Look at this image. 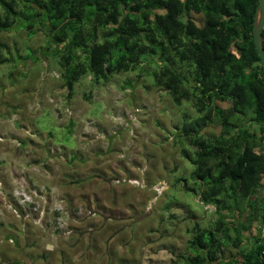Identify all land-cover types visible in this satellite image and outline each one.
I'll list each match as a JSON object with an SVG mask.
<instances>
[{"label":"trees","instance_id":"16d2710c","mask_svg":"<svg viewBox=\"0 0 264 264\" xmlns=\"http://www.w3.org/2000/svg\"><path fill=\"white\" fill-rule=\"evenodd\" d=\"M258 1L0 0V33L21 26L31 35L35 25L48 41L40 54L57 61L68 99L84 77L77 71L91 70L96 83L98 74L143 65L139 74L151 75L174 105L195 106L199 115L176 129L193 150L181 155L199 188L183 186L219 218L187 230L183 264H264V72L252 37ZM261 36L264 49V27ZM37 51L17 57L34 61ZM10 60L0 56V64ZM211 125L216 137L205 133Z\"/></svg>","mask_w":264,"mask_h":264},{"label":"rangeland","instance_id":"374dc122","mask_svg":"<svg viewBox=\"0 0 264 264\" xmlns=\"http://www.w3.org/2000/svg\"><path fill=\"white\" fill-rule=\"evenodd\" d=\"M191 16L197 25L202 23L201 15L192 13ZM19 29H22L21 26ZM8 33H0V44L5 46V48L0 49L9 53V56L5 58L11 59L13 50L16 54L21 55L22 48L27 47L28 52L38 50V59L25 61L23 59L19 60L16 56L20 63L14 69L7 71L6 75L2 67L6 62L0 64V109H3L5 113L8 109L16 111L20 119L28 123L31 101L36 99L37 102L43 105L45 97L50 94L57 101L69 100L70 120L77 117L78 114L84 116L81 120L84 124L81 123L83 132H75L79 137L85 140L96 139L97 134H99L97 130L92 136L88 133L92 128L97 129V127H93L97 125V122L107 123L111 126L110 132L112 134H126L123 124L113 122L107 118V110L100 113L98 117L91 115L90 109L94 110L98 92L85 82V76L75 84L73 94L68 99L67 91L60 80L57 61L53 58L42 57V54H40L44 46L40 43L41 37H37L31 44L25 45L17 36H9ZM42 37H44L43 34ZM33 65L36 67H31ZM52 73H56L59 79L52 76ZM139 75V72H137L134 76H124L125 84L129 85L131 89L124 95L130 99V103L115 104L112 99L107 101V106L111 109L113 115L119 114L131 125V114L137 118L139 125V127L132 126V135L127 137L130 141L127 164L133 170V173L127 174V176H138L137 178H139V169H142L144 170L143 183L147 186L146 179H151V182H153V184L150 183L147 186V189L150 186L152 188L157 181L164 180L166 184H170L172 187L178 185L179 190L191 192L194 196H198L193 191L186 190L183 186L186 184L198 191L199 183H195L190 177L193 170L191 163L184 158L190 163L191 167H189L184 163V160L179 158L182 156L181 150H187L190 154L193 153V150L178 135L176 129L177 126L181 125L185 116L189 117L188 120L193 119L192 113L182 111L178 115L179 110L172 103L170 97L160 95L164 91L153 87L152 76H145L144 73ZM10 83L18 85L16 91L19 93V98L12 91H6V89H9ZM112 83H118V81L112 79ZM85 94H88V99ZM112 95H115V93H112ZM158 101H163L164 106L161 107ZM216 104L222 108L228 107V103L217 102ZM165 110L168 112L169 118L167 120L160 115ZM86 112H88V115H84ZM24 126L25 124H21V127ZM85 128L87 130H84ZM149 132L152 134L149 135ZM205 133L211 137H216L219 133V127L211 125ZM2 135H5V133L2 126H0V136ZM7 135L14 136L12 132H8ZM104 135L106 136L107 133ZM41 147L53 155L60 153L61 157L67 158L63 150L66 147L63 144L57 145L51 140H46ZM66 149L74 150L77 148ZM17 152H19V149H17ZM35 162L33 160V163ZM45 167L51 168L48 165H45ZM12 174L17 179L21 176L27 179L28 176V173L17 172L16 170H13ZM120 176L113 175L111 179H119ZM91 178L92 176L89 177V179ZM0 182L3 183L6 190L10 189L11 185L2 167H0ZM29 185L35 187L31 181H29ZM60 185L62 186L60 194L52 193L47 186L44 193H41L38 188L36 189L38 195H44L45 201L43 206L44 219L41 223L46 229L54 228L57 233L71 230L74 236L78 235L80 237L81 241L87 239L90 246L97 253L101 251V241L105 238L112 241L108 244L106 253L109 257L107 264H183V256L188 253L187 240L190 238L187 230L195 222L204 227L200 223V218L189 211L186 203L178 197H172L170 194H161V199L155 200L146 208L147 202L155 197V194L149 190H133L128 185H119L118 188L110 190L99 189L98 194L95 195L94 189L97 186L83 187L84 180L79 186H76L78 183L72 185V183L65 180H62ZM7 195L9 202L17 208L21 217L27 216L34 220L39 215L40 209L37 205L21 206L12 197L10 191L7 192ZM164 195H169L167 201L163 199ZM61 196H65L66 200ZM61 210L66 213L68 220L66 229L57 226ZM189 222L191 223L190 227ZM6 223L11 224L10 221L0 218V231L4 233L8 231L5 227ZM24 224L25 244L39 249L37 252L26 253L27 259L33 264H37V262L57 264L52 253L47 252L39 243L43 234L30 231L28 220H25ZM182 225L183 227H181ZM11 226L15 227L14 224H11ZM253 230L258 232L259 224H256ZM137 249H139V255L136 254ZM70 255L71 253H66L64 249H61V256L64 257L62 264H73V261L69 259ZM0 259H3L5 264H13V261L2 251H0Z\"/></svg>","mask_w":264,"mask_h":264},{"label":"clouds","instance_id":"9594fccd","mask_svg":"<svg viewBox=\"0 0 264 264\" xmlns=\"http://www.w3.org/2000/svg\"><path fill=\"white\" fill-rule=\"evenodd\" d=\"M45 20L47 18H44ZM19 33V35H17ZM9 36H17L18 39L22 40V43L27 45L31 44L33 40L37 37H41L40 43L42 45H47V38L42 37V34L36 32L35 25L29 35V31L26 29H12L8 33ZM67 43V41H65ZM21 55H28V48L24 47L21 50ZM0 56L8 57L9 53L3 49H0ZM17 54L13 50L11 53V61L6 62L2 65L5 75L7 71L12 70L20 63L16 58ZM83 61V57L81 58ZM107 66V65H105ZM35 68L36 66H31ZM143 68V65L137 68L130 69L128 71H121V73H105L103 75H97V82L93 83L90 79L91 70L85 68L84 73L77 71V79L82 75L85 76V82L98 92L96 101L94 104V110H91V115L98 117L100 113H104L107 110V118L111 119L113 122L123 124L126 129L127 137L132 135V126L139 127L137 123V118L130 114L131 125L123 119L119 114L113 115L111 109L107 106V101L112 99L115 104L130 103V99L125 97V93L129 92L131 89L129 85L125 84L124 76H134L138 71ZM52 76L59 79L56 73H52ZM112 79L118 81V83H112ZM108 80V83H105ZM18 85H13L10 83L9 89L6 91H12L14 95L19 98V93L16 91ZM189 87V86H185ZM115 93V95H112ZM160 95L167 97V92H162ZM119 97V98H117ZM83 99V98H81ZM161 107L164 106L163 101H158ZM69 100L65 99L62 101H57L52 98L49 94L45 97V103L42 105L33 99L29 104L30 115L29 122L21 120L17 115L16 111L8 109L7 113L3 109H0V126L3 128L5 135L0 136V167L3 168L4 172L7 174V179L11 185L10 189H5L2 182H0V218L10 221L11 224L6 223L5 227L8 229L7 233L0 231V251L4 252L13 264H33V262L27 259L25 255L28 252H37L39 249L26 245L24 242L25 234V224L24 221L28 220L32 232H39L43 235L39 243L42 247L49 253H52L53 258L57 261V264H62L64 257L61 256V249H64L66 253H71L69 259L73 261V264H107L109 257L106 255L108 244L112 241L105 238V240L100 242L101 251L97 253L94 248L90 246L87 239L81 241L78 235L74 236L71 230H65L63 232L57 233L55 229H46L41 221L44 219V195L37 194V188L41 193H44L45 187L54 194L61 193V185L57 182L62 171L70 170L74 166L80 167L82 169L94 168L96 166L97 158L103 160L105 163H110L116 159H125L128 152L129 140L125 139L124 143L121 144V151L117 153H112L109 151V147L115 141L110 140L107 136L103 134H97L94 140H85L79 137L73 129L80 123L84 118L83 115H77V117L70 120L71 113L69 112ZM179 112L190 111L192 113V118H196L199 113H196L195 106L190 100L184 101L176 106ZM88 115V112L84 113ZM160 115L167 120L168 112L167 110L160 113ZM21 124H25L21 127ZM64 130V131H61ZM84 130H87L86 128ZM12 132L14 136H8L7 133ZM50 134V135H49ZM152 133L149 132V135ZM116 140L120 137L116 136ZM43 137V138H42ZM171 139V137H169ZM46 140H51L53 143L59 145L63 144L66 148H81L87 149L91 144L97 143V141L102 142L104 148L103 153L90 154L85 159H76L71 154L64 157L50 156L49 153L41 147ZM19 149V152H17ZM259 154V153H257ZM184 160V163L191 167L190 163L184 159V157H179ZM33 160L36 162L33 163ZM127 162V161H126ZM48 165L51 167L49 171ZM13 170L17 172L28 173L27 179L21 176L19 179L13 176ZM29 181L32 182L31 187ZM161 186L152 188L149 190L142 180V171L140 177H129L125 173H121L119 179H114L111 182L112 185H128L133 190H149L158 194H170L172 197H178L184 203L188 205L189 211L193 212L200 218V223L204 227H211L216 220L219 218V214L215 211L214 207H210L201 201L198 196H194L191 192H185L179 190V186H170V184H165L162 181H158ZM10 191L12 197L15 201L21 205L26 206L28 204H35L40 209L39 215L36 219L32 220L27 216L21 217L20 212L12 203L9 202L7 192ZM169 195H164L163 199L167 201ZM161 199V196L157 195L147 202L145 207L153 203L155 200ZM59 207V206H57ZM250 210L245 209V217L248 215ZM230 219V217H227ZM68 220L66 218V213L61 210V215L58 218L57 226L66 229V224ZM191 223L189 222V227ZM183 227V225L181 226ZM233 238L235 236L233 235ZM243 239V237H241ZM19 244V246H18ZM251 245V241H248V246ZM242 248H246L242 245ZM136 254L139 255V249L136 250ZM152 255V254H149ZM166 259L167 257H161ZM0 264H5L3 259H0ZM41 264V262H37ZM243 264V261H241Z\"/></svg>","mask_w":264,"mask_h":264},{"label":"crops","instance_id":"0c3cea01","mask_svg":"<svg viewBox=\"0 0 264 264\" xmlns=\"http://www.w3.org/2000/svg\"><path fill=\"white\" fill-rule=\"evenodd\" d=\"M81 123L83 124V122L80 121V123L78 125H76V127L73 129L74 132H76V131L78 133L83 132L82 126L84 124L82 125ZM80 127H81V129H80ZM93 127H97V129L96 128L90 129L91 131H90V133H88L90 136L94 135L98 131L99 134H103V135L107 133L106 136L110 140L115 141L109 147V151L112 153L120 152L122 150L121 144L124 143L125 139L128 140L126 134H122V133L121 134L116 133V136L120 137L119 140H116L115 136H113L112 133L110 132L112 127L109 126L107 123H102V122L98 123L97 122V125L93 126ZM63 150H64L65 156H68L69 154H71L74 158L80 159V160L87 158L90 154L103 153L104 152L102 142H99V141H97V143L89 145L86 150L81 149V148H77L74 150H68L66 148H63ZM59 154L53 155V154L49 153L50 156L61 157ZM151 157H153V156H151ZM127 163H128L127 156L123 160L116 159V160L111 161L110 163H105L103 160L97 158L96 166L94 168L82 169L80 167L74 166L70 170L62 171L57 182L60 184L62 182V180H65L66 182L72 183V185H76L78 183V185H76V186H79V184L81 185L82 181L84 180L83 187H87V186L95 187V186H97L94 189V194L97 195L99 189H109L110 190V189H114V188L119 187V185H112L111 187H108L109 185H111V182L113 180V179H111V177L113 175L119 176V175H121L122 172L125 174H128V175L133 173V170H131V167ZM143 168H145V167H143ZM49 171H51V168H49ZM141 171H142V176H143L144 170L139 169L140 173H141ZM91 176H92V178L89 179V177H91ZM136 177H138V176H136ZM147 180L148 179H146V181H145L147 186H149L150 183L153 184V182H151V179H149L148 181ZM89 182H91V183H89ZM87 183H89V185H87ZM61 188H62V186H61ZM148 189L150 190L151 186ZM61 198H64L66 200L65 196H61ZM92 199H93V197H92Z\"/></svg>","mask_w":264,"mask_h":264},{"label":"water","instance_id":"95a60500","mask_svg":"<svg viewBox=\"0 0 264 264\" xmlns=\"http://www.w3.org/2000/svg\"><path fill=\"white\" fill-rule=\"evenodd\" d=\"M264 27V0H259L256 6L255 15L252 22V37L254 48L260 58L262 70L264 72V49L262 45V30ZM262 243L264 248V221L262 224Z\"/></svg>","mask_w":264,"mask_h":264},{"label":"built area","instance_id":"2783aa9c","mask_svg":"<svg viewBox=\"0 0 264 264\" xmlns=\"http://www.w3.org/2000/svg\"><path fill=\"white\" fill-rule=\"evenodd\" d=\"M160 181H162L163 183H165V181L164 180H160ZM166 184V183H165ZM153 186H155V187H160L161 186V184L157 181ZM154 194H155V196H157V195H161V194H158V193H155V192H153Z\"/></svg>","mask_w":264,"mask_h":264}]
</instances>
